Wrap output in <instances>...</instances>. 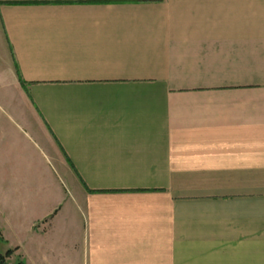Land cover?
Wrapping results in <instances>:
<instances>
[{"label": "crops", "instance_id": "1", "mask_svg": "<svg viewBox=\"0 0 264 264\" xmlns=\"http://www.w3.org/2000/svg\"><path fill=\"white\" fill-rule=\"evenodd\" d=\"M0 20L10 259L264 264V0H0Z\"/></svg>", "mask_w": 264, "mask_h": 264}, {"label": "rangeland", "instance_id": "2", "mask_svg": "<svg viewBox=\"0 0 264 264\" xmlns=\"http://www.w3.org/2000/svg\"><path fill=\"white\" fill-rule=\"evenodd\" d=\"M4 40V30L3 26L0 20V46L3 44ZM6 234L8 235V239H0V252L5 253L8 249L13 248V245L15 243V238L12 234H14L13 230L8 226V228H5ZM23 243H24V253L25 255L30 254L31 250L34 249L35 247L39 246L38 242H35V239H30L29 236H24L22 238ZM41 248H45L46 244H42L40 246ZM25 259H28V256H25ZM9 264H18L17 259H10Z\"/></svg>", "mask_w": 264, "mask_h": 264}, {"label": "trees", "instance_id": "3", "mask_svg": "<svg viewBox=\"0 0 264 264\" xmlns=\"http://www.w3.org/2000/svg\"><path fill=\"white\" fill-rule=\"evenodd\" d=\"M61 4H68L66 2H39V1H31V2H24L21 3V5L27 6V5H61ZM0 239H2V236L0 234ZM15 250H7L5 253L0 252V264H9L10 258L13 256ZM18 264H22L19 262Z\"/></svg>", "mask_w": 264, "mask_h": 264}]
</instances>
